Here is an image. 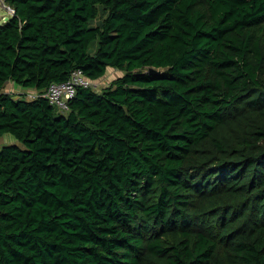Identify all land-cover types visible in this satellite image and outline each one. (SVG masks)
I'll use <instances>...</instances> for the list:
<instances>
[{"label": "trees", "instance_id": "1", "mask_svg": "<svg viewBox=\"0 0 264 264\" xmlns=\"http://www.w3.org/2000/svg\"><path fill=\"white\" fill-rule=\"evenodd\" d=\"M4 1L0 264H264V0Z\"/></svg>", "mask_w": 264, "mask_h": 264}, {"label": "built area", "instance_id": "2", "mask_svg": "<svg viewBox=\"0 0 264 264\" xmlns=\"http://www.w3.org/2000/svg\"><path fill=\"white\" fill-rule=\"evenodd\" d=\"M0 6L11 16L15 15V8L4 0H0ZM79 86L94 87L95 82L87 78L81 70H77L72 73L67 81L51 84L46 96L52 104L57 105L62 110H68V102L75 96Z\"/></svg>", "mask_w": 264, "mask_h": 264}, {"label": "rangeland", "instance_id": "3", "mask_svg": "<svg viewBox=\"0 0 264 264\" xmlns=\"http://www.w3.org/2000/svg\"><path fill=\"white\" fill-rule=\"evenodd\" d=\"M11 15L2 7L0 6V24H2L3 22H5ZM123 72L119 69L116 68H108L106 74L101 77L100 79L94 81L95 82V90L96 91H101L103 88L109 86V84L116 79L119 76H122ZM18 88L19 86H17L16 84L13 83H8L6 86V90H13L15 93L18 92H23L26 97L28 98H32L33 96L36 95V91L33 89L30 90H23V89H13V87ZM21 90V91H20ZM12 143H17L19 144V142L17 141V139L12 135V134H4L2 137H0V146H2L3 144H12Z\"/></svg>", "mask_w": 264, "mask_h": 264}, {"label": "water", "instance_id": "4", "mask_svg": "<svg viewBox=\"0 0 264 264\" xmlns=\"http://www.w3.org/2000/svg\"><path fill=\"white\" fill-rule=\"evenodd\" d=\"M149 72H150V73H153V74H158V73H160V71H158V70H156V69H154V68H150V69H149Z\"/></svg>", "mask_w": 264, "mask_h": 264}, {"label": "crops", "instance_id": "5", "mask_svg": "<svg viewBox=\"0 0 264 264\" xmlns=\"http://www.w3.org/2000/svg\"><path fill=\"white\" fill-rule=\"evenodd\" d=\"M16 89V88H15Z\"/></svg>", "mask_w": 264, "mask_h": 264}]
</instances>
